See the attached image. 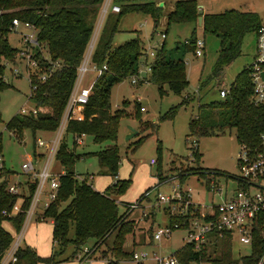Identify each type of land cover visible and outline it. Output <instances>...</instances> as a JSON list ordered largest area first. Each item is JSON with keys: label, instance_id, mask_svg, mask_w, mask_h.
<instances>
[{"label": "trees", "instance_id": "trees-1", "mask_svg": "<svg viewBox=\"0 0 264 264\" xmlns=\"http://www.w3.org/2000/svg\"><path fill=\"white\" fill-rule=\"evenodd\" d=\"M159 1L112 0V3L119 5L120 10L108 11L105 14L91 55L93 63L97 66L106 63L107 70L94 81L82 107L81 117L68 120L54 154L65 170L60 174L56 197L48 202L40 215V218L48 216L52 219L51 252L47 256H41L31 245L21 246L19 243L14 253L15 260L7 264H54L60 260L59 256L69 243L73 245V250L67 257L75 258L88 239H92L94 244H102L111 233L115 235L112 246L108 248L109 254L102 255L105 264H118V258L126 255L130 257V251L124 250L122 244L126 234L132 232V220L127 219V208L120 212L117 202L118 196L128 187L130 179H116L102 191L95 189L92 182L86 181L85 178L79 179L73 168L80 154H76L74 149L68 146L64 135H72L74 139L78 134L87 133L91 134L96 142L110 141L92 153L98 160L97 175L106 173L116 176L121 156L120 147L115 142L120 115L111 110L110 87L135 71L138 59L144 53V46L138 34L119 44H113V36L118 30L121 15L131 11H140L151 17L153 34L163 12V7L158 6ZM163 1L172 5L163 13L167 28L172 23L198 22V10L201 8L199 0ZM102 3L103 0H0V87L6 84L1 78L5 66L2 60L18 49L11 46L7 39L14 17L33 24L36 27L37 39L46 45L49 56L53 60L61 61L60 66L52 70L43 82L33 76L37 88L32 99L36 106H42L44 109L36 113H15L6 122V129L13 130L16 136L21 137L23 130L29 128L34 140L36 131H53L57 128ZM201 15L202 30L221 37V46L212 73L206 80L200 81V86H203L209 78L217 77L224 66L239 54L242 36L249 30L255 31L263 17L251 7H230L217 12L205 11ZM195 38L194 27L189 39L184 42V51L194 48ZM174 49H178V46ZM169 52L164 39L155 49L148 80L157 84L160 91L166 84L172 92L180 93L188 82L185 62L182 56L173 58ZM39 58L41 66L45 67L47 62L42 57ZM187 102V99H183L172 106L167 115L172 116ZM138 118L143 129L154 128V122L141 121L139 115ZM224 126L234 128L238 143H245L250 147L257 145L259 133L264 130V111L262 106L254 101L252 82L246 66L237 73L222 98L198 103L197 113L188 121L189 134L196 136L217 134ZM142 138L143 136L136 142L139 143ZM157 145L160 150V140ZM193 154L198 157L197 148H193ZM195 169V172L202 176L218 171L210 167H204V170ZM10 173L5 166L0 171V260L9 250L14 235L3 222L7 221L15 232L20 230L36 185V178L33 177L32 180L26 181V192L10 193L6 190ZM16 202H19L18 210L12 212ZM176 218V215H168L170 221ZM148 235L151 238V233ZM212 238L209 244L200 249L186 243L174 250L180 264H189L191 260L210 264L256 263L261 249L259 246L254 245L248 254L236 256L232 251L229 232L223 231L220 236L214 233Z\"/></svg>", "mask_w": 264, "mask_h": 264}, {"label": "rangeland", "instance_id": "rangeland-1", "mask_svg": "<svg viewBox=\"0 0 264 264\" xmlns=\"http://www.w3.org/2000/svg\"><path fill=\"white\" fill-rule=\"evenodd\" d=\"M199 1L204 3L208 10L215 12L230 7L262 8L261 15L264 18V0ZM163 12L153 34H151L153 22L149 15L140 11L122 14L118 22V30L113 36V44L121 43L138 34L143 42L144 50L148 52L149 60L151 59L149 50L158 47L165 39L170 56L173 58L182 56L188 82L180 93L172 92L166 84L163 85V90L160 91L157 84L148 79L131 83L129 75L112 84L109 96L111 110L117 111L120 115L115 142L120 147L121 156L116 176L106 173L97 175L99 170L98 160L97 156L92 153L103 148L110 141L96 142L91 134L84 133L81 135L83 142L74 144L72 135L69 137V134H66L64 137H66L68 146L73 148L75 153L80 154L74 162L73 168L79 179L85 178L86 181L92 182V186L97 190H104L116 179H130L128 187L121 194V199L120 196L117 199L120 212H123L124 208L130 210L127 219L132 220L131 225L133 226L132 232L126 234L122 244L123 249L126 251H130L132 248L148 251L157 250L166 254L176 250L183 244L184 232L176 229L171 232L169 237H162L154 242L149 238L148 234L151 229L156 228L157 224H164L168 218L163 209L165 203H162L158 208L155 207L156 193L159 191L165 195H170L174 186L179 185L182 189L190 186L192 201L198 203L218 201L220 199L219 195L210 194L206 188V181L211 177V173L202 176L200 173L195 172V168L203 169L204 167L222 172L215 174L214 179L223 188L229 190L234 186L230 176L237 173L236 156L240 149V144L235 138L234 128L224 126L222 131L217 134L196 136L189 134L188 121L191 116L197 113L198 103H206L210 100L222 98L220 88L227 89L234 81L237 73L253 60L256 36L254 30L247 31L242 36L239 54L224 66L217 77L209 78L205 85L200 86V81L206 80L212 73L221 46V37L211 32H204L198 22L172 23L167 28ZM106 13L107 11H102L101 6L94 26V30H97L94 44ZM194 27L195 36L204 39L203 53L199 56L194 54L193 49L184 51L183 47ZM31 30L24 26L10 29L7 33L8 43L16 48L22 47L21 34ZM161 31H165V38L161 37ZM176 46H178V49H174ZM46 48V45L42 44L37 55L39 57L44 56L41 54L47 55ZM19 55L14 52L2 60L5 66L1 78L6 84L0 87V151L2 150L4 156L5 167L11 171L10 182L21 181L19 182L21 191V186H23V190L26 192V181L32 180L33 173L22 170L21 163L31 158L34 166L33 172H40L48 158L49 149L44 145H37L35 139L40 136L51 143L57 132L56 130H38L33 140L32 131L29 128H25L21 137H18L13 130L5 127L6 122L22 106L26 108L34 107V101L27 97L30 86L26 73L21 72L15 75L12 72L13 67L16 65L23 71L18 59ZM140 75L148 77L149 73L141 70ZM94 76L95 72L92 71L91 62L89 61L87 69L83 73L81 84H88ZM183 99H187L188 102L181 105L172 116H168L167 114L172 106L177 105ZM140 106H143L144 110H140ZM138 115L141 121L154 122V128L143 129ZM128 125L137 128L138 132L133 137L125 140ZM141 136L143 138L137 143V139ZM159 140L161 142L160 150L157 145ZM195 144L198 157L192 159L190 147H194ZM36 154H38L37 158ZM152 159L154 161H151ZM49 170L53 173H59L65 168L52 156ZM91 176L94 178L91 179ZM49 188L48 182H46L39 196L40 201H38L37 210L40 214L44 209L42 199L47 197L46 190ZM133 203H136L135 207L131 206ZM18 206L19 202H16L12 212H16ZM3 224L12 231L11 225L7 221H4ZM149 229L150 232H148ZM51 232L52 221L50 217L40 218V215H33L21 237L20 245L29 244L34 247L39 255L47 256L50 254L52 247ZM16 233H14V237ZM114 235V233L108 235L102 244H94L92 239L87 240L84 245L92 248L97 246L95 253L91 254L94 259L90 264H105L102 255L109 254L107 253L108 248L113 244ZM72 250L73 245L69 243L59 256L58 259L60 260L54 264H77L73 256L67 257L72 254ZM232 251L234 255L240 256L248 253L249 247L232 240ZM6 253L8 254V251ZM118 264H150V262L135 263L126 255L118 258ZM189 264L198 263L192 261ZM199 264L210 263L200 262Z\"/></svg>", "mask_w": 264, "mask_h": 264}, {"label": "built area", "instance_id": "built-area-1", "mask_svg": "<svg viewBox=\"0 0 264 264\" xmlns=\"http://www.w3.org/2000/svg\"><path fill=\"white\" fill-rule=\"evenodd\" d=\"M108 10L118 12L120 7L118 4L112 3V0H103L102 11L106 12ZM20 26L32 30L21 34L23 44L22 47L16 50V53L20 54L18 59L22 65L23 71L16 65L13 67L12 72L15 75L20 74L21 72L26 73L30 86V91L27 97L32 99L37 88V83L34 81L33 76H35L38 81L43 82L47 79L52 70L60 66L61 61L58 59L53 60L49 56L46 48L47 55H41H44L42 58L47 62V65L42 67L40 58L37 55L38 49L42 43L37 39L36 27L28 21H21L16 17L12 18L11 28L17 29ZM96 35L97 30H94L83 58L77 67L74 84L68 95L58 126L55 129L57 132L55 137L51 143L45 141L40 136L35 139L37 145H44L49 149V155L43 169L40 172H33L34 166L31 158H28L21 163L22 170L33 173V177L36 178L35 189L25 213L26 219L33 213L35 203L46 182H48L50 187L49 200L56 197L61 173H53L49 170L50 159L55 154L56 148L65 132L68 120L79 119L81 117L82 107L87 96L91 92L94 81L103 71L107 70L106 63L97 66L91 60ZM160 35L162 38H165L166 33L161 31ZM255 36V52L253 60L247 64L246 67L249 70L252 82L254 101L261 105L264 111V18L255 30ZM203 47L204 39L196 37L193 48L194 54L196 56L202 55ZM153 48L154 49L151 48L149 50L151 59L148 60V52H146V50H144V53L139 57L135 71L129 74L131 77V83L146 81L148 79L146 76L142 77L140 72L143 70L145 73H150L151 61L155 55L156 49L155 47ZM89 61L91 62V69L95 72V76L88 82V84H81L83 73L87 69V63ZM227 90L228 88H220L222 96L226 94ZM43 109L42 106H36L34 103V107L32 108L22 106L18 113H36ZM140 109L143 110L144 107L141 106ZM83 134L84 133L74 136V144H81L83 142V138L81 137ZM193 148H196V144L194 147H190V155L192 159L195 157L193 154ZM151 161L154 160L152 159ZM2 167H4L3 154L0 151V171ZM236 168L237 173L230 176L234 186L229 190L223 188L214 179L215 174L222 172H209L211 173V177L206 181V188L210 194L219 195L220 199L218 201H210V203H198L192 201L190 196V186L185 189H182L179 185L177 187L174 186L170 195H165L158 191L154 200L155 207L158 208L162 203H165L163 209L166 215H176L177 218L173 221L168 220V222L162 225L157 224L156 228H152L150 232L152 242L160 240L162 237H169L171 232L177 229L184 232L182 237L184 238V242L182 245L190 243L195 249H200L204 245L209 244L210 240H213L212 235H214V233L220 236L223 231H226L229 232L232 240L247 245L249 247L248 253L251 252L254 245L259 246L261 248L260 254L255 264H264V130L259 133L258 143L254 147H250L245 143H240V149L236 156ZM6 190L14 194L21 193L18 181L10 182V180H8ZM48 202L45 203V206ZM131 206L135 207L136 203H133ZM128 211L130 212L129 209ZM143 213L145 214V212ZM21 236L22 226L16 233L15 237L13 235V241L8 250V254L6 253L1 258L0 264H7L9 261L15 260L16 257L14 253L20 243ZM96 248L97 246L92 248L84 245L75 257L77 263L82 264L85 262H91L93 259L91 254L95 253ZM130 258L135 263L150 262V264H180L174 251L164 254L157 250L148 251L146 249L137 250L132 248L130 250ZM192 261H195L198 264L201 262L200 260H191L190 262Z\"/></svg>", "mask_w": 264, "mask_h": 264}, {"label": "crops", "instance_id": "crops-1", "mask_svg": "<svg viewBox=\"0 0 264 264\" xmlns=\"http://www.w3.org/2000/svg\"><path fill=\"white\" fill-rule=\"evenodd\" d=\"M163 1V0H162ZM200 2V1H199ZM102 6V5H101ZM200 6H201V8H202V12L204 13L205 11H210V10H208L207 9V7H206V5L204 4V3H202V2H200ZM162 7H163V10H164V12L163 13H165L168 9H170L171 7H172V5H171V3H169V2H166L165 3V1H163V5H162ZM251 8H253V7H251ZM254 9V8H253ZM254 10H256V11H258L259 13H260V15H261V10H262V8H258V9H254ZM108 11H110V10H108ZM107 11V12H108ZM113 12H115V11H113ZM262 16V15H261ZM165 19V18H164ZM134 30H135V28H134ZM94 31V30H93ZM166 37V36H165ZM115 44V43H114ZM116 44H119V43H116ZM144 110V109H143ZM1 152H2V150H1ZM3 154V153H2ZM36 156V158L38 157V154H36L35 155ZM3 166H5V160H4V156H3ZM59 173H64V170H62L61 172H59ZM94 177L93 176H91V179H93ZM18 182H21V181H18ZM22 187V191L21 192H24V190H23V186H21ZM100 191H102V190H100ZM49 192H50V188L48 189V190H46V195H47V197H44L43 199H42V205H43V207H45V203L46 202H48V201H50L49 200ZM41 194V193H40ZM40 196V195H39ZM39 196H38V200L36 201V203H35V206H34V211H33V213L31 214V216L29 217V218H25L24 219V221H23V225H22V236H23V234H24V232H25V229H26V226L29 224V222H30V220H31V218H32V216L33 215H41L40 213H39V211L37 210V204H38V201H40V199H39ZM120 199H121V195H120ZM156 212V211H155ZM168 215H166V217H167ZM139 218V217H138ZM51 221H52V219H51ZM142 221H144V220H142ZM166 222H168V218L166 219ZM166 222H164V223H166ZM4 225V224H3ZM12 228V227H11ZM11 232H14L15 233V231L13 230V228H12V231ZM18 232V231H17ZM21 236V237H22ZM149 236V235H148ZM51 238H52V232H51ZM95 256V255H94ZM97 258V257H96ZM93 259H94V257H93ZM92 259V260H93ZM75 261H77L76 259H75ZM92 262V261H91ZM91 262H85V263H91ZM105 263V262H104ZM78 264V263H77ZM82 264H84V263H82Z\"/></svg>", "mask_w": 264, "mask_h": 264}, {"label": "water", "instance_id": "water-1", "mask_svg": "<svg viewBox=\"0 0 264 264\" xmlns=\"http://www.w3.org/2000/svg\"><path fill=\"white\" fill-rule=\"evenodd\" d=\"M162 5H163V1L160 0L158 2V6H162ZM198 13H199L198 18H197L198 24H201V20H202V15H201L202 9L201 8H199ZM137 132H138L137 128L133 127L132 125H128V131H127V133L125 134V137H124L125 140H128L129 138L133 137L134 135L137 134Z\"/></svg>", "mask_w": 264, "mask_h": 264}]
</instances>
